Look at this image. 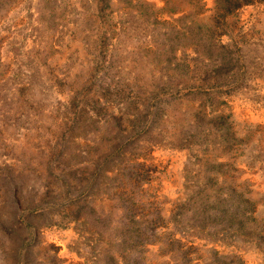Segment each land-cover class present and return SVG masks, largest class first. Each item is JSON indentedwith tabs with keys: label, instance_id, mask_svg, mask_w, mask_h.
I'll return each instance as SVG.
<instances>
[{
	"label": "rangeland",
	"instance_id": "obj_1",
	"mask_svg": "<svg viewBox=\"0 0 264 264\" xmlns=\"http://www.w3.org/2000/svg\"><path fill=\"white\" fill-rule=\"evenodd\" d=\"M0 264H264V0H0Z\"/></svg>",
	"mask_w": 264,
	"mask_h": 264
}]
</instances>
